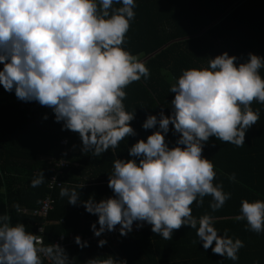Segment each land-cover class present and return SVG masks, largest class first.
Returning a JSON list of instances; mask_svg holds the SVG:
<instances>
[{"label":"clouds","instance_id":"obj_1","mask_svg":"<svg viewBox=\"0 0 264 264\" xmlns=\"http://www.w3.org/2000/svg\"><path fill=\"white\" fill-rule=\"evenodd\" d=\"M134 8V0H0V86L21 101L50 108L53 119L62 122L61 130L78 134L82 152L99 156L115 148L135 134L128 123L133 111H126L122 103L123 89L149 76L145 63L121 46ZM235 60L221 52L208 58L206 66L181 70L169 86L174 93L170 113L147 115L141 127L156 126V130L128 147L129 157L135 159L112 160L107 178L112 196L80 200L77 190L59 189L69 204L79 202L96 215L89 225L93 236L116 225L123 236L134 221L136 227L142 221L168 240L174 229L186 225L195 230L203 249L211 246L213 253L237 260L243 242L218 235L215 217L193 216L190 207L193 201L199 206L207 195L209 208L215 211L229 198L219 183L213 185L215 172L210 159L201 156L202 144L213 136L243 145L246 129L259 118L251 103H264V79L258 73L264 59L249 52L246 61L234 64ZM170 123L179 134L173 147L164 140ZM228 178L234 180L235 174ZM43 181L40 171L30 186ZM234 219L246 221L249 230L260 233L264 201L241 199ZM73 239L78 246H87L79 236ZM95 243L99 247L106 241ZM41 254L51 264L69 262L62 247L43 245L22 223H11L7 214H0V264H42ZM84 264L126 262L109 254Z\"/></svg>","mask_w":264,"mask_h":264},{"label":"trees","instance_id":"obj_2","mask_svg":"<svg viewBox=\"0 0 264 264\" xmlns=\"http://www.w3.org/2000/svg\"><path fill=\"white\" fill-rule=\"evenodd\" d=\"M134 2L135 15L129 21L121 46L145 63L149 76L123 89L126 95L122 103L126 111H133V119L128 123L135 134L123 138L115 148L99 156L82 152L78 134L61 130L62 122L53 119L50 108L36 101L2 100L14 92L0 86V214H7L11 223H22L25 231L35 235L40 217L16 209L36 207L51 194L53 209L44 226L45 246L65 229L84 235L90 233L89 225L96 221V215L86 212L79 202L69 204L59 195V189L77 190L80 200L91 197L98 201L112 196L107 186L112 160L135 159L129 157L128 147L156 130V126L141 127L147 115H156L161 110L165 116L170 113L174 93L168 91L169 86L182 69L206 66L208 58L221 52L235 56L234 64L246 61L249 52L264 59V0ZM258 73L264 79V66ZM250 107L259 111V118L246 129L243 145L237 147L213 136L202 144L201 156L210 159L215 172L212 183H219L229 198L215 211L209 208L211 197L207 195L199 206L195 201L190 205L193 216L208 213L215 217L213 226L218 235L224 233L243 242L236 261L213 253L211 246L203 249L195 230L182 225L173 230L168 240L152 233L148 227L137 234L129 231L119 235L113 248L106 244L98 247L93 240H86V247L77 244L62 247L68 264H84L88 259H103L109 254L125 260L126 264H264V228L256 233L248 229L246 221L234 219L239 214L241 199L264 201V103L253 100ZM45 115L47 118H43ZM178 135L170 123L168 133L164 134L168 147L175 145ZM63 137L68 138L72 149L68 159L73 163L60 175L62 186L49 188L50 165L46 158L61 149L59 141ZM40 171L44 181L31 187L30 181ZM233 173L235 179L229 180ZM41 259L42 264H51L42 256Z\"/></svg>","mask_w":264,"mask_h":264},{"label":"built area","instance_id":"obj_3","mask_svg":"<svg viewBox=\"0 0 264 264\" xmlns=\"http://www.w3.org/2000/svg\"><path fill=\"white\" fill-rule=\"evenodd\" d=\"M59 144L61 145V149L54 155L48 156L46 159L48 164L50 165V174L47 177V186L49 188H53L54 186L59 187L62 186L63 181L60 179V175H63V169L68 167L69 164L73 163L68 159V155L71 152V148L68 145V138L63 137L60 139ZM53 209V198L51 194H47L40 202V204L33 208L28 207H20L17 208L16 211L21 213H27L30 215L38 216L41 219L40 224L37 225L35 236L42 241L43 244V233L44 226L47 222V216L50 210ZM63 219L60 220L62 222ZM141 226L136 227V222H133L132 230L130 231L133 234L139 233L143 228L149 227L150 225L144 222H140ZM99 227V225H97ZM119 225L114 226L112 231L105 230L101 233L100 236H93L92 231L88 235H84L82 232H75L71 229L62 230L59 234H57L53 239L51 244H57L60 247L70 246L76 244L74 242V237L79 236L80 240H93V242H97L99 239L103 238L106 241V245L110 248H113L119 240V232L116 230ZM42 257L48 259L47 257ZM49 260V259H48Z\"/></svg>","mask_w":264,"mask_h":264},{"label":"rangeland","instance_id":"obj_4","mask_svg":"<svg viewBox=\"0 0 264 264\" xmlns=\"http://www.w3.org/2000/svg\"><path fill=\"white\" fill-rule=\"evenodd\" d=\"M9 99H17L14 94H11L9 97L4 98L2 100H9ZM18 100V99H17Z\"/></svg>","mask_w":264,"mask_h":264}]
</instances>
